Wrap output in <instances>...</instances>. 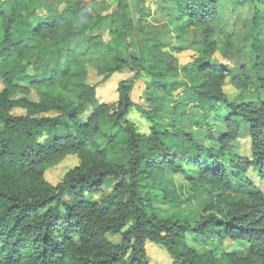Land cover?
<instances>
[{"label":"trees","instance_id":"16d2710c","mask_svg":"<svg viewBox=\"0 0 264 264\" xmlns=\"http://www.w3.org/2000/svg\"><path fill=\"white\" fill-rule=\"evenodd\" d=\"M99 4L0 0V264H151L147 241L173 264H264V189L246 179L255 168L264 182V2L232 0L225 24L221 0H160L153 22L141 0L136 17L127 0L106 14ZM129 42L137 53L125 55ZM186 50L193 59L180 64ZM89 67L133 75L101 103ZM136 80L148 106L133 100ZM134 106L149 132L128 118ZM247 136L243 155L234 142ZM69 154L78 164L50 182L46 171ZM145 190L171 211L147 204ZM227 238L247 243L245 254L211 249Z\"/></svg>","mask_w":264,"mask_h":264},{"label":"rangeland","instance_id":"374dc122","mask_svg":"<svg viewBox=\"0 0 264 264\" xmlns=\"http://www.w3.org/2000/svg\"><path fill=\"white\" fill-rule=\"evenodd\" d=\"M83 3H87V4H92L94 2L96 3H100L99 4V8H102L103 14L106 13H110L114 10V8H116L118 0H82ZM130 4V16H134V14L136 13V7H135V2L136 0H127ZM222 3L224 4V11L225 13L222 14V16L220 17V22L222 24H225L227 21V18L233 14V11L230 10V5L232 3V0H221ZM250 1V0H248ZM262 2H264V0H260ZM141 2L144 5V9L149 13H151L149 16H146L144 18V21H151L155 15V13L157 12V7H158V3H160V0H141ZM249 9V10H247ZM253 6H249L248 4L245 6H242L239 10L242 12V14L244 13H248L249 11L253 10ZM144 10V11H145ZM143 11V12H144ZM141 12V15L142 13ZM237 12V11H236ZM235 13V12H234ZM136 17V16H134ZM153 22V20H152ZM178 27V26H177ZM176 26L173 27V29L177 28ZM94 35H96V33H94ZM103 38L106 42H108L111 39V32L108 29H106V31L103 34ZM130 43V42H129ZM178 45V44H177ZM178 47H180V45H178ZM172 51H174L172 49ZM128 52H132V53H137V48L135 46L134 43H130V46L125 48V55ZM176 56L179 59L180 64H183L185 62L190 61L191 59H193V54L194 51L192 50H186V51H182V52H175ZM219 56V55H218ZM224 56L230 58L233 60L234 57V51L232 52H226L224 54ZM220 57V56H219ZM222 61L226 62V60L223 58ZM133 75V73L129 70H125L124 72H117L114 73L113 75L104 78V75H98V73L96 72V70L93 67H89V75H88V82L91 84H96L97 85V98L101 103H113L115 101H117L118 99V83L119 81L123 80V79H127L130 78ZM145 81L143 80H136L135 82V86L133 89V93H132V97L133 100L137 103V104H141L143 106H148V103L146 101L145 98ZM2 89V83L0 81V91ZM224 91L229 94L230 96H237L238 95V91L235 89V87L231 84V81L228 79L227 83L224 86ZM179 94V95H176ZM180 93L181 90L178 89L172 100H174L175 102L180 100ZM21 96H23L22 94H17L14 96V98L18 99ZM31 98L37 100V95L35 93V91H33L31 93ZM92 112V108L89 106L85 113L82 116V120L85 121L87 119V117L89 116V114ZM229 111H223L220 113L219 116L213 115L209 121L207 122L209 125V128L211 130H213L216 122L218 120H221L224 118V116L228 113ZM12 113L14 115H23L26 113L25 109L22 108H15ZM128 118L131 119L132 121H134L138 127L139 130L141 132H149V127H150V123L147 120L146 116L143 115V113H141L135 106L130 110V112L128 113ZM207 143L210 146H217V144L211 142V141H207ZM237 146H239L240 148H238V150L241 149V153L244 154H250V148H251V139L247 136L245 138H241L239 140H236L234 142ZM230 159L224 160L225 165L228 167L229 170V174L231 177V180L235 186V188L239 189L240 188V183L236 178V173L232 170L231 165H230ZM79 162V158L76 154H69L66 155L65 158L59 162L57 165H54L52 167H50L46 173L45 176L46 178L56 184L57 182H59L63 175L71 168L75 167ZM178 180H182L183 176L180 174L179 176H177ZM248 181L253 182L256 186H260L264 189V182L261 181L260 177H259V173L257 172V170L255 168H249L248 173H247V178ZM113 188V183L109 184L107 187L106 191H110ZM147 191L145 190L144 194L147 200V204H151L154 209H158V210H162L164 212H170V204L163 198V196L161 197H153L151 199L148 200L149 196L146 195ZM102 197V193L101 194H88L87 198L89 200H95V199H99ZM148 210H150V208L148 207ZM109 237L114 240V241H118L120 239L119 236H112L109 235ZM188 238V242L190 245H193V242L195 240V236L193 234H188L187 236ZM211 249H220L221 252H236V253H240V255L245 254V252L247 251L249 245L247 243L244 242H237V241H232L230 239H226L222 245L219 247L217 243H211L210 244ZM146 250H147V256L148 259L150 261L151 264H173L172 259L168 253V251L165 249L164 246L160 245V244H156L153 243L151 241H147L146 243ZM127 261V258H125L124 262Z\"/></svg>","mask_w":264,"mask_h":264}]
</instances>
